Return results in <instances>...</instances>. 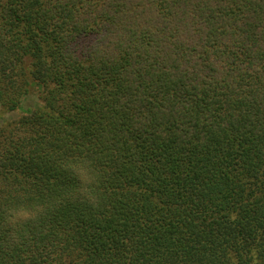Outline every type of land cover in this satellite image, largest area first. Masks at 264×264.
<instances>
[{
	"label": "trees",
	"instance_id": "trees-1",
	"mask_svg": "<svg viewBox=\"0 0 264 264\" xmlns=\"http://www.w3.org/2000/svg\"><path fill=\"white\" fill-rule=\"evenodd\" d=\"M33 83L0 127V264H264V0H0L1 106Z\"/></svg>",
	"mask_w": 264,
	"mask_h": 264
},
{
	"label": "clouds",
	"instance_id": "clouds-1",
	"mask_svg": "<svg viewBox=\"0 0 264 264\" xmlns=\"http://www.w3.org/2000/svg\"><path fill=\"white\" fill-rule=\"evenodd\" d=\"M99 40L100 37L94 42V48ZM67 169L71 170L76 175L77 179L80 180V194L85 196L90 202H97L99 194L95 192L91 186L95 185L100 177L99 174L94 171L92 166L86 161H71L68 163ZM46 211L47 208L43 204H38L33 207L21 206L20 208H12L9 209L7 223L15 228L22 223L37 220Z\"/></svg>",
	"mask_w": 264,
	"mask_h": 264
},
{
	"label": "rangeland",
	"instance_id": "rangeland-1",
	"mask_svg": "<svg viewBox=\"0 0 264 264\" xmlns=\"http://www.w3.org/2000/svg\"><path fill=\"white\" fill-rule=\"evenodd\" d=\"M40 90L41 89L38 84L33 83L29 92L22 97L20 104L14 110L5 109L0 104V127L6 121L15 120L22 115L29 113L34 108L40 106L42 104Z\"/></svg>",
	"mask_w": 264,
	"mask_h": 264
}]
</instances>
